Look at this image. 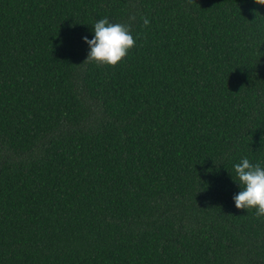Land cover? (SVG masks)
I'll return each mask as SVG.
<instances>
[{"label": "trees", "instance_id": "trees-1", "mask_svg": "<svg viewBox=\"0 0 264 264\" xmlns=\"http://www.w3.org/2000/svg\"><path fill=\"white\" fill-rule=\"evenodd\" d=\"M104 17L137 37L114 67L84 62ZM244 157L264 166V5L0 0V264H264Z\"/></svg>", "mask_w": 264, "mask_h": 264}, {"label": "clouds", "instance_id": "clouds-1", "mask_svg": "<svg viewBox=\"0 0 264 264\" xmlns=\"http://www.w3.org/2000/svg\"><path fill=\"white\" fill-rule=\"evenodd\" d=\"M255 3L264 5V0H255ZM131 21L135 16L130 17ZM150 23L147 17L143 18L144 26ZM94 37L84 36V41L90 46L85 63L95 62L97 65L116 66L122 62L129 51L135 47L136 39L132 32L131 23L110 22L108 17L94 23ZM235 176L242 190L235 194L233 199L238 209H256L257 218L264 217V166L261 163H252L244 157L234 166Z\"/></svg>", "mask_w": 264, "mask_h": 264}]
</instances>
